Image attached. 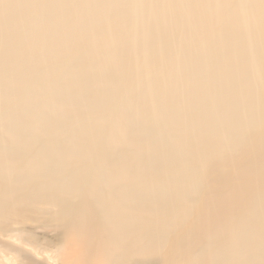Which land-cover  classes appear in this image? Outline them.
Instances as JSON below:
<instances>
[{
  "label": "bare ground",
  "instance_id": "1",
  "mask_svg": "<svg viewBox=\"0 0 264 264\" xmlns=\"http://www.w3.org/2000/svg\"><path fill=\"white\" fill-rule=\"evenodd\" d=\"M178 236L264 264V0H0V264Z\"/></svg>",
  "mask_w": 264,
  "mask_h": 264
},
{
  "label": "rangeland",
  "instance_id": "2",
  "mask_svg": "<svg viewBox=\"0 0 264 264\" xmlns=\"http://www.w3.org/2000/svg\"><path fill=\"white\" fill-rule=\"evenodd\" d=\"M179 205L182 206L183 202H179ZM39 234V231H38ZM183 241V237H179L178 238H172V240L170 241L169 247L168 249H166V251H164L159 258L156 259H151V260H143V259H136V261L132 262L133 264H184L185 259L180 256V255H174L173 252H171V250H173V248L175 246L178 247L179 249V253L181 254V252H183L186 248H184L186 245L182 244ZM158 259V260H157ZM40 262L42 263L43 260H41L40 258ZM54 264H61L59 260H56V263ZM74 264H87L86 262H75Z\"/></svg>",
  "mask_w": 264,
  "mask_h": 264
}]
</instances>
